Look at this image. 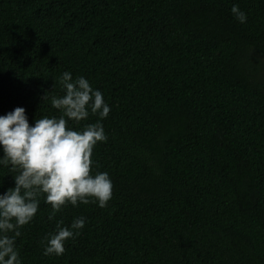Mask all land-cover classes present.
<instances>
[{
    "label": "trees",
    "instance_id": "16d2710c",
    "mask_svg": "<svg viewBox=\"0 0 264 264\" xmlns=\"http://www.w3.org/2000/svg\"><path fill=\"white\" fill-rule=\"evenodd\" d=\"M65 70L111 105L92 159L113 195L56 214L86 217L59 256L41 198L22 264H264V0H0V114L58 115Z\"/></svg>",
    "mask_w": 264,
    "mask_h": 264
},
{
    "label": "clouds",
    "instance_id": "9594fccd",
    "mask_svg": "<svg viewBox=\"0 0 264 264\" xmlns=\"http://www.w3.org/2000/svg\"><path fill=\"white\" fill-rule=\"evenodd\" d=\"M230 12L240 23L247 21L238 4ZM53 80L52 87L58 80L62 94L49 96L47 91L42 101L50 100L58 115H41L30 123L24 106L0 114V166L15 173L14 184L0 191V264H22L16 240L41 198L50 205L47 218L54 222L42 238L43 254L59 256L65 242L79 235L86 217L74 216L65 224L56 214L67 204L91 202L103 208L113 195L110 174L97 170L92 159L97 143L108 139L103 120L111 105L83 75L73 78L65 70ZM90 115L97 119L88 121Z\"/></svg>",
    "mask_w": 264,
    "mask_h": 264
}]
</instances>
